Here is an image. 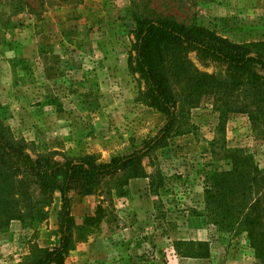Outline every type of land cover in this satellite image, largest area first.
<instances>
[{
	"label": "rangeland",
	"instance_id": "374dc122",
	"mask_svg": "<svg viewBox=\"0 0 264 264\" xmlns=\"http://www.w3.org/2000/svg\"><path fill=\"white\" fill-rule=\"evenodd\" d=\"M64 1L0 0V120L33 158L107 161L139 148L163 125L164 114L129 67L134 14L169 17L253 51L264 42V0ZM188 57L200 71L219 70L195 50ZM221 92L192 107L175 105L177 131L140 163L148 177H132L127 166L102 176L91 195L72 197L75 228L63 264H255L246 232L219 231L203 215L211 175L233 169L229 149L250 154L264 171V111L248 97L254 119L247 112L221 116L216 99L229 108L244 88ZM59 206L55 192L40 223L12 219L1 228L0 264H33L54 247ZM96 213L98 221L81 229ZM178 241L208 242L209 254L183 256Z\"/></svg>",
	"mask_w": 264,
	"mask_h": 264
},
{
	"label": "trees",
	"instance_id": "16d2710c",
	"mask_svg": "<svg viewBox=\"0 0 264 264\" xmlns=\"http://www.w3.org/2000/svg\"><path fill=\"white\" fill-rule=\"evenodd\" d=\"M79 0H65V3ZM27 7L31 6L27 3ZM14 10H16L14 8ZM133 56L129 67L145 83L144 97L165 116V122L148 136L142 145L129 153L115 155L107 161L84 156L77 159L55 160L49 155L31 157L24 151L0 120V229L12 219L26 225H37L45 218V206L60 196L57 211L58 243L47 250L33 264H63L72 246L75 228L70 201L74 195H91L102 176L130 166L131 176H146L140 166L147 153L163 145L173 136L177 123L175 105L195 106L204 94H221L222 89L244 88V98L225 105L224 112H247L254 119L250 102L264 111V42L253 43L256 51L229 41L196 26H187L169 17L149 18L133 15ZM195 50L200 62L217 64L218 71L198 70L188 57ZM225 93V92H224ZM249 107V108H248ZM231 171L213 172L211 186L204 191L203 215L207 223L219 231L237 234L246 232L254 249L255 264H264V171L254 163L250 154L229 149ZM159 174L150 177L151 184L160 185ZM98 214L87 216L85 222L98 221ZM178 253L183 256L207 257L208 242L178 241ZM196 248V249H195Z\"/></svg>",
	"mask_w": 264,
	"mask_h": 264
}]
</instances>
